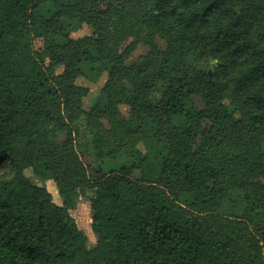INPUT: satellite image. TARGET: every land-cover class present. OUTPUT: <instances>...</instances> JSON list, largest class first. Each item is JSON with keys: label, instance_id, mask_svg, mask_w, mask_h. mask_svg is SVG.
<instances>
[{"label": "trees", "instance_id": "trees-1", "mask_svg": "<svg viewBox=\"0 0 264 264\" xmlns=\"http://www.w3.org/2000/svg\"><path fill=\"white\" fill-rule=\"evenodd\" d=\"M0 264H264V0H0Z\"/></svg>", "mask_w": 264, "mask_h": 264}, {"label": "rangeland", "instance_id": "rangeland-1", "mask_svg": "<svg viewBox=\"0 0 264 264\" xmlns=\"http://www.w3.org/2000/svg\"><path fill=\"white\" fill-rule=\"evenodd\" d=\"M92 30L90 27L86 25H82L77 29L76 32L72 33V37L77 39L82 36L90 35ZM147 48L143 45H139L136 50H134L128 60V64L135 63L140 60L141 57L145 56L147 54ZM100 72L95 66H89L85 65L82 68V74L77 80V83L79 85L85 86L89 89V94L84 102L85 109H89L92 105L95 104V101L97 99V96L99 95V90L103 86L106 76L102 75L100 76ZM118 110L120 111L123 116H126L128 114V107L125 105H121L118 107ZM100 129L103 133H105V136H112L114 134V127H112L111 122L108 118L102 117L100 119ZM114 140H106L104 147H102L103 150L106 152H115L117 150V147L114 143ZM136 145V144H135ZM134 145V146H135ZM140 149H142V146H138ZM77 150L79 152L81 161L86 166H93V159L94 157L91 156L94 154L93 147L90 146V149L87 151L85 150V147L82 145L77 146ZM112 157H105L104 160L98 161L94 166L96 168H103L107 169L110 167L115 166L114 159H110ZM137 173V172H136ZM26 176L30 177L31 173L30 171H26ZM47 188V190L52 194V198L55 204L61 205L62 200L59 198L58 193L56 191L55 184L52 181H47L44 184ZM75 203L77 204V207L75 210L71 211L70 214L73 217L75 223L77 226L83 230L85 235L88 238L89 244H93L95 242V236L93 235L91 231V214H90V208H89V202L80 194H77L75 197Z\"/></svg>", "mask_w": 264, "mask_h": 264}]
</instances>
